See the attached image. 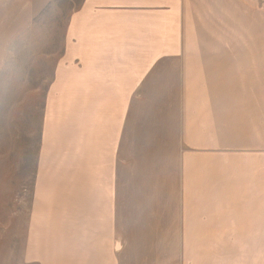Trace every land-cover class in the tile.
I'll return each instance as SVG.
<instances>
[{"label":"rangeland","instance_id":"374dc122","mask_svg":"<svg viewBox=\"0 0 264 264\" xmlns=\"http://www.w3.org/2000/svg\"><path fill=\"white\" fill-rule=\"evenodd\" d=\"M157 3L150 9L159 10L158 23L137 40L141 56H126L135 88L123 115L121 105L115 110L121 120L110 129L105 182L113 184V195H104L110 219L100 217L105 208L97 202L99 217H83L84 175L72 191L70 168H63L65 178L58 170L51 174L56 146L45 118L52 100L54 121L61 119L56 103L63 92L52 89L58 65L70 64L77 73L87 67V54L70 63L69 38H60L82 0H49L41 39L48 53L24 59L17 74L0 73V264H42L27 255L42 248L32 246L30 225L45 129L43 176L56 196L42 209L58 214L62 203L70 212L64 223L92 222L65 230L71 241L61 240L67 236L59 227L35 226L38 240L45 230L61 234L54 252V245L46 248L49 264H102L96 248L106 251L114 241L122 245L116 264H264V0ZM165 48L179 53L151 59L153 50Z\"/></svg>","mask_w":264,"mask_h":264},{"label":"crops","instance_id":"0c3cea01","mask_svg":"<svg viewBox=\"0 0 264 264\" xmlns=\"http://www.w3.org/2000/svg\"><path fill=\"white\" fill-rule=\"evenodd\" d=\"M48 2L49 0H0V73L13 70L17 74L16 71L23 70L22 65H26L24 59L48 53L42 50L45 47L41 41V39H46L42 31L45 29L43 14L47 12ZM157 2L158 0H82L81 9L69 16L64 35L60 37L63 40L69 38L71 43L69 46L70 63L77 54L80 57L87 54L88 57L85 63L87 67L82 73L71 69L70 64L64 65L63 63L58 65L56 71V85H53L52 89L57 90L58 88L63 92L61 102L56 103L58 104L57 113L59 114L60 111L61 119H58V122L54 121L52 100L47 104L48 113L45 118V121L50 122L52 143L56 146L57 153H54L55 157L51 160V174L53 175L57 170L61 171L64 178L68 174L66 180L72 183L70 185L72 191L76 189L74 182L78 180L79 174L84 175L85 184L82 186L84 194L80 203V206L85 209L83 217L86 215L92 217L93 214L99 217L100 214L94 211L98 203L105 208V212L100 217L110 219L113 215L111 202L107 203L104 199L108 191H110L108 197L113 195V190H110L113 184L109 188L110 186L105 182L106 175L109 174L111 168L112 154L107 147L110 141V129L112 121L119 123L121 120L119 115L114 113L115 110L119 112L121 105L122 113L119 114L123 115L126 106L123 102H126V97L135 88L131 70L126 67V56L127 54L141 56L142 47L140 43L138 48L137 40L141 42L147 25L154 27V24L158 23L159 10L150 9L160 6ZM143 8L149 10H143ZM80 42L85 48L79 46ZM75 45H77L76 50H74ZM171 53L175 52L170 48H165L163 51L155 49L151 59L157 58V55L166 56ZM130 62L134 69L137 68L136 77L142 79V67L139 69L138 62L135 60ZM16 79L14 78L15 84L22 85L21 78ZM79 81H82L83 85ZM120 87L125 90V97H121L123 94ZM88 93L97 97L96 100H88ZM91 101L93 102L88 106V102ZM68 131L69 133H66ZM48 138H50V133L45 129L35 187V207L30 225L34 238L32 246L42 248L39 253L27 255L29 262H41L42 264H49L51 251L46 252L48 251L46 248H49L50 244L54 245V252L55 246L61 243L58 242L61 234H57L55 238L53 234L48 236L46 230H56L55 228L59 227L58 230L63 232L62 236L66 237L64 231L73 229L72 225L90 227L92 223L89 219H83L86 222L80 224L77 218L70 223H64L63 220L70 212L68 208H64L65 204L63 207L62 203L58 214L55 211L52 213L51 210L42 209V203L48 204L56 196L54 195L56 186L49 189V183H47L45 187L43 176L47 154H49L46 146ZM83 155L84 158H81ZM81 159H85V166L79 162ZM63 168H70L71 171H65L64 175ZM58 178L61 177L58 176ZM108 179L109 176L106 180ZM51 215L54 216L53 222L49 219L52 218ZM43 224L46 230L42 233V239L38 240L39 235L35 226ZM106 225L107 222L100 225L101 230ZM67 237L61 240L71 241V238ZM60 246L61 251H64L65 247ZM121 249V243L114 241L106 251L96 248L98 252L96 255L98 259L101 257L102 264H116L115 253ZM85 253L89 256L88 251Z\"/></svg>","mask_w":264,"mask_h":264}]
</instances>
